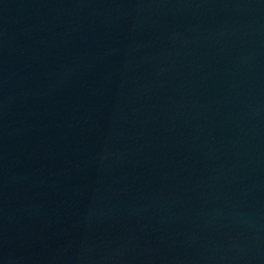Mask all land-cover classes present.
Here are the masks:
<instances>
[{
	"label": "water",
	"instance_id": "water-1",
	"mask_svg": "<svg viewBox=\"0 0 264 264\" xmlns=\"http://www.w3.org/2000/svg\"><path fill=\"white\" fill-rule=\"evenodd\" d=\"M0 264H264V0H0Z\"/></svg>",
	"mask_w": 264,
	"mask_h": 264
}]
</instances>
